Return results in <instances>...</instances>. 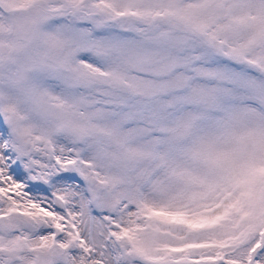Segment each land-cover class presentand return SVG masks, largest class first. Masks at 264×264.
<instances>
[{
  "label": "snow or ice",
  "instance_id": "snow-or-ice-1",
  "mask_svg": "<svg viewBox=\"0 0 264 264\" xmlns=\"http://www.w3.org/2000/svg\"><path fill=\"white\" fill-rule=\"evenodd\" d=\"M0 264H264V0H0Z\"/></svg>",
  "mask_w": 264,
  "mask_h": 264
}]
</instances>
